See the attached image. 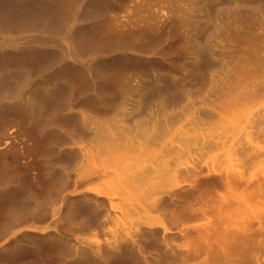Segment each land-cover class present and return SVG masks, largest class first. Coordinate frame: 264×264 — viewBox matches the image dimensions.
<instances>
[{"label": "rangeland", "instance_id": "374dc122", "mask_svg": "<svg viewBox=\"0 0 264 264\" xmlns=\"http://www.w3.org/2000/svg\"><path fill=\"white\" fill-rule=\"evenodd\" d=\"M0 220V264H264V0H0Z\"/></svg>", "mask_w": 264, "mask_h": 264}, {"label": "trees", "instance_id": "16d2710c", "mask_svg": "<svg viewBox=\"0 0 264 264\" xmlns=\"http://www.w3.org/2000/svg\"><path fill=\"white\" fill-rule=\"evenodd\" d=\"M2 227H3V223H2V220H0V231H1Z\"/></svg>", "mask_w": 264, "mask_h": 264}, {"label": "bare ground", "instance_id": "6f19581e", "mask_svg": "<svg viewBox=\"0 0 264 264\" xmlns=\"http://www.w3.org/2000/svg\"><path fill=\"white\" fill-rule=\"evenodd\" d=\"M17 1V0H16ZM18 2H19V0H18ZM23 2V1H22Z\"/></svg>", "mask_w": 264, "mask_h": 264}]
</instances>
